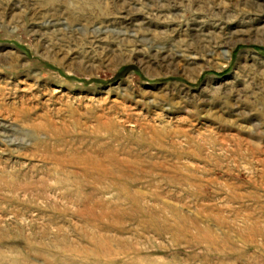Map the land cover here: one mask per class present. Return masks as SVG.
I'll return each instance as SVG.
<instances>
[{
    "label": "rangeland",
    "instance_id": "374dc122",
    "mask_svg": "<svg viewBox=\"0 0 264 264\" xmlns=\"http://www.w3.org/2000/svg\"><path fill=\"white\" fill-rule=\"evenodd\" d=\"M0 264H264V0H0Z\"/></svg>",
    "mask_w": 264,
    "mask_h": 264
}]
</instances>
